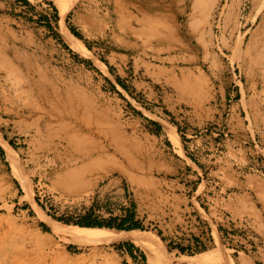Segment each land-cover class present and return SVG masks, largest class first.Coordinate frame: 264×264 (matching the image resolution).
<instances>
[{"label": "rangeland", "instance_id": "1", "mask_svg": "<svg viewBox=\"0 0 264 264\" xmlns=\"http://www.w3.org/2000/svg\"><path fill=\"white\" fill-rule=\"evenodd\" d=\"M195 2L0 0V264H150L84 215L264 264V0Z\"/></svg>", "mask_w": 264, "mask_h": 264}, {"label": "bare ground", "instance_id": "2", "mask_svg": "<svg viewBox=\"0 0 264 264\" xmlns=\"http://www.w3.org/2000/svg\"><path fill=\"white\" fill-rule=\"evenodd\" d=\"M207 2L208 0H196V2L194 3L199 12V15L193 22L194 26H198V23H200L202 17L204 18ZM65 9L66 6L62 4L60 9L61 12L63 13ZM60 33L63 41L69 47L73 49H79L81 51H88L85 45L64 27H62ZM262 50H264V46L262 47ZM97 62L98 65L104 68L102 62ZM173 140L174 142H177V138L175 136H173ZM7 157L11 161L13 160L9 153H7ZM15 169L16 167H14L13 172L17 173ZM49 226L51 232L55 236L63 240L71 242H98L115 239H129L144 250L147 261L150 264H156L157 262L160 263V261H164V264H177L179 262V259H174L171 256L165 254L156 243L147 238L138 228L124 230L111 227L78 226L65 224L56 220H49ZM215 249L198 252L192 256L184 255L183 257L186 262L185 264H233L229 256L227 257L220 249Z\"/></svg>", "mask_w": 264, "mask_h": 264}, {"label": "trees", "instance_id": "3", "mask_svg": "<svg viewBox=\"0 0 264 264\" xmlns=\"http://www.w3.org/2000/svg\"><path fill=\"white\" fill-rule=\"evenodd\" d=\"M26 1V0H24ZM57 220H60L62 222L65 223H72V224H77L80 226H107V227H115L117 229H132V228H139L140 226L135 223V222H131L130 224H124V220H122L119 224L116 225H112L109 222H97L93 219L90 218L89 215H84L82 216V218H80L79 220H75V221H70L69 219H64V218H56ZM157 242V240H156ZM159 245L160 242H158Z\"/></svg>", "mask_w": 264, "mask_h": 264}]
</instances>
